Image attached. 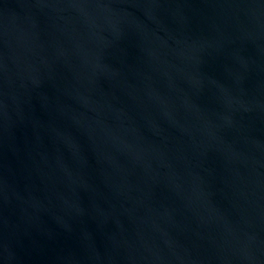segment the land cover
<instances>
[{
    "label": "water",
    "instance_id": "water-1",
    "mask_svg": "<svg viewBox=\"0 0 264 264\" xmlns=\"http://www.w3.org/2000/svg\"><path fill=\"white\" fill-rule=\"evenodd\" d=\"M0 264H264V0H0Z\"/></svg>",
    "mask_w": 264,
    "mask_h": 264
}]
</instances>
